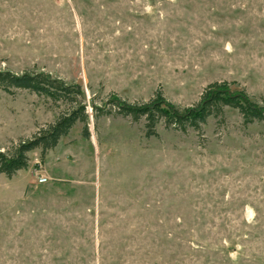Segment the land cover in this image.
I'll return each mask as SVG.
<instances>
[{
    "label": "rangeland",
    "instance_id": "rangeland-1",
    "mask_svg": "<svg viewBox=\"0 0 264 264\" xmlns=\"http://www.w3.org/2000/svg\"><path fill=\"white\" fill-rule=\"evenodd\" d=\"M0 69L80 85L89 131L0 173V264H264V121L226 107L148 136L94 109L156 93L191 106L215 81L264 104V0H0ZM70 107L0 88V149Z\"/></svg>",
    "mask_w": 264,
    "mask_h": 264
},
{
    "label": "trees",
    "instance_id": "trees-1",
    "mask_svg": "<svg viewBox=\"0 0 264 264\" xmlns=\"http://www.w3.org/2000/svg\"><path fill=\"white\" fill-rule=\"evenodd\" d=\"M0 88L8 93L15 89H26L47 96L54 101L63 100L71 104L68 111L42 128L31 139L22 140L10 151L0 149V173L8 177L28 166L29 152L40 148L43 155L53 149L60 139L70 132L74 125L84 123L83 134L89 136L88 113L84 103V93L78 84H68L63 79L39 71L20 73L0 69ZM107 107L94 106L95 116L102 113H115L129 117L133 121L145 120L148 136L156 135L160 121L169 129L187 133L190 129L199 132L210 117L223 119L225 108L236 109L245 124L264 121V104L254 101L245 90H232L226 81L209 83L201 93L197 103L180 107L156 93L148 101L130 102L117 97L109 100Z\"/></svg>",
    "mask_w": 264,
    "mask_h": 264
},
{
    "label": "built area",
    "instance_id": "built-area-1",
    "mask_svg": "<svg viewBox=\"0 0 264 264\" xmlns=\"http://www.w3.org/2000/svg\"><path fill=\"white\" fill-rule=\"evenodd\" d=\"M47 179L48 178L44 174H41L40 177H39V182H41V183L46 182Z\"/></svg>",
    "mask_w": 264,
    "mask_h": 264
}]
</instances>
